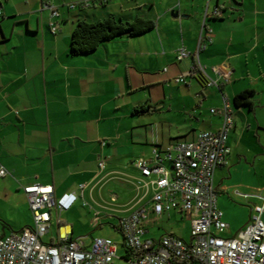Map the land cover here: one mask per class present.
Returning <instances> with one entry per match:
<instances>
[{
  "label": "crops",
  "instance_id": "crops-1",
  "mask_svg": "<svg viewBox=\"0 0 264 264\" xmlns=\"http://www.w3.org/2000/svg\"><path fill=\"white\" fill-rule=\"evenodd\" d=\"M0 1V169L8 172L0 176L1 236L33 226L24 187L35 183L53 185L57 197L71 191L80 196L61 214L60 223L53 215L44 240L54 226L56 236L47 243H58L67 234L74 238L73 226L64 223L62 215L72 213L88 189L93 204L84 206L95 221L97 213L98 218L110 219L119 211L124 218L148 204L153 188L147 192L138 184L144 177L135 161L151 157L156 148L194 140L203 131H217L222 118L211 109L221 107L223 95L235 114L228 137L231 153L214 174L218 206L229 225L225 235L235 236L245 227L247 219L236 215L259 213L264 204V0L209 2L210 12L216 7L223 12L205 21L213 37L212 42L205 40L199 60L214 79V67L231 72L230 81L219 88L197 71L187 84L175 81L192 72L196 64L193 56L179 61L177 53L182 46L196 52L208 0H183L180 9L178 0L107 4L89 0L75 8L70 4L78 0ZM46 2L60 13L56 35L50 29L54 19L44 7ZM173 10L180 16L173 17ZM110 15L130 21L138 16L150 18L155 27L138 36L106 41L90 54L72 55L77 21ZM247 90L253 91V107H236L234 98ZM140 105L148 112L134 114ZM128 117L133 119L132 130L125 136L121 126ZM137 127H146V136L141 131L136 138ZM166 166L171 168L169 163ZM110 184L127 199L119 210L101 207L94 199L98 187ZM81 185L85 186L83 195ZM113 195L110 201L115 203L118 196ZM246 204L249 211L244 209ZM261 219L264 222V212ZM152 224L147 227L148 238H152L148 235Z\"/></svg>",
  "mask_w": 264,
  "mask_h": 264
},
{
  "label": "built area",
  "instance_id": "built-area-1",
  "mask_svg": "<svg viewBox=\"0 0 264 264\" xmlns=\"http://www.w3.org/2000/svg\"><path fill=\"white\" fill-rule=\"evenodd\" d=\"M114 1L118 0H100V3ZM182 1L178 0V9ZM210 1L207 2L196 52L191 53L184 46L178 50L179 61L190 56L196 60L192 72L176 77L175 81L179 84H187L195 71L218 88L231 79L230 71L218 67L213 68L217 79L212 78L199 60L200 52L206 47L205 40L212 42L213 37V30L206 26L205 21L219 18L223 12L219 7L210 12ZM87 3L89 0H78L70 7ZM44 7L50 10L54 19L50 29L56 35L60 30L59 10L51 2H46ZM2 15L0 1V17ZM211 113L222 118L217 131H203L194 140L172 143L165 149L156 148L151 157H141L135 161V166L144 177L138 180V184L145 187L147 192L153 188V195L148 204L121 218L118 224L128 253L122 259L129 264H264V222L261 219L264 204L258 209L259 213L252 216L250 223L235 236L225 235L229 225L218 206L214 174L218 167L226 163L231 153L228 137L235 125L233 104L223 95L221 107L211 109ZM167 163L171 168L166 166ZM100 167L104 168V162H100ZM7 174L6 169H0V176ZM84 189V185L79 187L81 195ZM24 192L34 224L18 233L0 235V264H114L118 244L108 238H95L88 245L85 238L74 239L67 234L58 243L45 242L44 237L51 231L53 215L60 223L61 214L78 202L80 196L77 192H66L57 197L53 185L41 183L24 187ZM243 196L251 197L247 194ZM115 200L113 197L112 201ZM84 205L88 206V203ZM173 211L192 219V240L185 241L172 233L159 239L148 238V225ZM98 215L96 223L99 221Z\"/></svg>",
  "mask_w": 264,
  "mask_h": 264
},
{
  "label": "rangeland",
  "instance_id": "rangeland-1",
  "mask_svg": "<svg viewBox=\"0 0 264 264\" xmlns=\"http://www.w3.org/2000/svg\"><path fill=\"white\" fill-rule=\"evenodd\" d=\"M184 85V84H183ZM217 90V89H216ZM192 103L195 102L192 101ZM208 104V102H206ZM207 108H210L209 105H207ZM139 117H134L133 119H138ZM130 117H128L126 120H124L123 125L121 126V130L123 134L126 136L132 129H131V123L133 121ZM143 131V137L146 136L147 131L146 127L143 128H136L135 129V137L138 138V133ZM150 132V130H149ZM141 134V133H139ZM130 136L128 135L127 139L130 140ZM138 140V139H136ZM132 171V169L130 170ZM132 173H136L132 171ZM137 174V173H136ZM100 189V187H98ZM95 190V200L102 204L101 207L107 208V209H113L114 211L117 209L119 210L121 203L125 202L127 199L123 193V191L119 188H115L113 185H107L99 189ZM86 198L81 202L77 208H74L72 213L70 214H63L62 220L64 223H69L73 226L74 238H80L84 237L87 240V243L91 244L93 239L95 238H108L114 241L116 244H118V252H117V258L114 260V264H129L127 261H125L122 258H125L128 253L126 248L124 247V237L123 234L118 230V224L120 222V219L123 217V215L120 214L119 211L117 213H113V218L110 219H104L101 217L99 218V221L95 223V217L92 213H87L86 207L84 206V202L88 204H93L92 200L90 199L89 193L90 190H86ZM113 194H117L118 199L117 202L112 203L110 201L112 196H115ZM244 209H248L249 206L246 204L244 206ZM119 208V209H118ZM112 210V211H113ZM102 211V210H101ZM104 212V211H102ZM237 219L243 220L247 219V223L245 227L250 223V217L252 215H236ZM99 217V216H98ZM92 219L95 221L94 225L92 224ZM228 223V222H227ZM244 227V228H245ZM150 233L148 234L149 237L157 238L159 239L163 234L172 233L178 238H181L185 241H191L192 235V219H190L187 215H171L168 217V215H163V218L158 222H153L152 226L149 228ZM56 236V228L55 226L52 229V235L46 237V241L48 242L51 237ZM89 248V247H88Z\"/></svg>",
  "mask_w": 264,
  "mask_h": 264
},
{
  "label": "trees",
  "instance_id": "trees-1",
  "mask_svg": "<svg viewBox=\"0 0 264 264\" xmlns=\"http://www.w3.org/2000/svg\"><path fill=\"white\" fill-rule=\"evenodd\" d=\"M155 27V20L138 16L133 20H126L114 15L99 20L79 19L72 33L70 52L72 55L90 54L106 42L122 36H138ZM253 91H244L234 98V105L253 107L251 97ZM145 105L134 109V114L148 112ZM119 230V229H118Z\"/></svg>",
  "mask_w": 264,
  "mask_h": 264
},
{
  "label": "water",
  "instance_id": "water-1",
  "mask_svg": "<svg viewBox=\"0 0 264 264\" xmlns=\"http://www.w3.org/2000/svg\"><path fill=\"white\" fill-rule=\"evenodd\" d=\"M171 14L173 17H179L180 16L179 12L176 10H173Z\"/></svg>",
  "mask_w": 264,
  "mask_h": 264
}]
</instances>
